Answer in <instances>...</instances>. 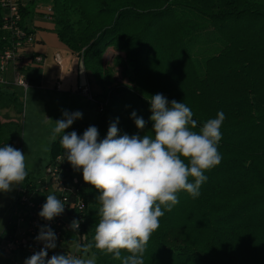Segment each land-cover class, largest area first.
<instances>
[{
	"label": "trees",
	"instance_id": "1",
	"mask_svg": "<svg viewBox=\"0 0 264 264\" xmlns=\"http://www.w3.org/2000/svg\"><path fill=\"white\" fill-rule=\"evenodd\" d=\"M44 1L52 4L50 23L58 42L81 61L100 89L94 97L102 107L93 125L98 142L117 119L118 136L154 137L148 99L157 93L190 107L197 133L219 111L225 114L217 144L220 163L205 171L198 197L182 190L170 211L161 205L164 215L147 242L144 264H264V0H36ZM32 6L22 12L20 25L28 33H34ZM10 45L0 13V51ZM108 50L117 54L120 83L104 66ZM0 110L23 111L7 87H0ZM133 111L146 121L144 129L136 127ZM83 130L75 125L65 134L81 136ZM21 133L18 121L0 120V147L21 151ZM61 136L49 147L46 175L57 167L62 179L77 181L62 197L65 219L79 221L77 234L86 245L93 244L89 250L95 264H122L94 246L100 193L65 158ZM25 170L22 184L15 185L8 223L24 207L22 198L38 188ZM43 200L32 199L35 204ZM11 231L8 224L0 235L2 251ZM65 234L64 240L74 237Z\"/></svg>",
	"mask_w": 264,
	"mask_h": 264
},
{
	"label": "clouds",
	"instance_id": "2",
	"mask_svg": "<svg viewBox=\"0 0 264 264\" xmlns=\"http://www.w3.org/2000/svg\"><path fill=\"white\" fill-rule=\"evenodd\" d=\"M27 87V86H26ZM150 110L154 137L127 134L118 136V119L110 125L107 136L98 142V130L88 127L83 136L75 131L65 134L73 122L82 117L79 111L62 113L55 121L52 139L61 134L60 144L66 150L65 158L74 169L83 170V180L97 189L101 219L95 228L96 249L113 254L122 264H144V252L151 234L159 227L164 215L161 205L170 211L178 203L177 193L186 191L199 196V189L207 177L205 171L220 163L217 144L220 128L225 120L223 111L209 119L199 133L193 131L197 121L193 111L183 102H171L160 93L150 96ZM138 129L146 121L131 114ZM189 161V164L185 163ZM25 155L12 146L0 147V192H8L13 185L22 184L27 172ZM193 178L194 182H189ZM64 211V202L54 194L47 195L39 216L51 221ZM78 231L79 221L70 224ZM43 242L40 251L25 260V264H95V256L57 254L46 259L49 249L56 247V235L47 225L36 237ZM93 244L77 245L87 254ZM130 255L122 257L121 253Z\"/></svg>",
	"mask_w": 264,
	"mask_h": 264
},
{
	"label": "rangeland",
	"instance_id": "3",
	"mask_svg": "<svg viewBox=\"0 0 264 264\" xmlns=\"http://www.w3.org/2000/svg\"><path fill=\"white\" fill-rule=\"evenodd\" d=\"M42 4L52 5L51 2L44 1ZM44 15H37V26H41L44 22L46 30L38 29L40 32H47L53 40L54 32L52 31V24L43 19ZM43 21V22H42ZM44 33V32H43ZM58 53L61 57L63 66L62 69L54 61V54ZM116 53L113 50H108L104 58V66L111 67L114 74V79L117 83L121 82L120 67H115ZM40 86H28L25 91L23 88L14 84L15 76L11 72H6L2 84L13 90L23 104L22 114L16 115L12 111L0 110V120L7 122L10 120L18 121L22 128L21 137L18 140L21 152L25 155V165L29 173L38 183V187H44L49 184L46 175V167L49 164V147L53 141V129L55 128V121L63 119L62 113L68 111L74 113L79 111L82 117L77 119L71 125L72 127L78 125L83 128L93 126L99 118V108L96 102H91L87 98L77 93V84L88 86L90 94L95 97L100 90L96 84L93 76L84 71L82 63L73 57L70 52L65 49H55L49 47L45 65L40 69ZM55 82L60 85L59 91L54 89ZM88 83V84H87ZM70 126V127H71ZM67 128V129H70ZM71 127V128H72ZM65 129V130H67ZM58 135V134H57ZM17 188L13 185L8 192H0V235L5 230L8 222L12 216V209L16 200ZM49 194H54L51 190ZM55 195V194H54ZM37 197L33 194L31 199ZM2 244V243H1ZM86 246L83 240H80L77 232L74 237L69 239L64 244V249H67L71 255L82 256L83 258H92L89 250L87 254L83 253L82 249L78 250L77 245ZM19 259L18 256H13L6 251L1 250L0 246V264H9L11 260Z\"/></svg>",
	"mask_w": 264,
	"mask_h": 264
},
{
	"label": "built area",
	"instance_id": "4",
	"mask_svg": "<svg viewBox=\"0 0 264 264\" xmlns=\"http://www.w3.org/2000/svg\"><path fill=\"white\" fill-rule=\"evenodd\" d=\"M35 13V18L39 13H43L48 21H50L52 7L48 4H42L36 2V0H0V13L2 14V27L3 30L8 32L11 39V45L4 51H0V74H4L9 67H12L15 72L14 84L27 90L29 84L26 80L23 71L35 66H43V56L32 54L26 57L23 53L24 49L31 47L35 44L34 33L25 32L21 28L22 24V12L24 9L32 5ZM34 18V21H35ZM34 29V25L30 27ZM54 61L61 67L62 62L59 55L54 56ZM27 86V87H26ZM55 89L59 90L60 85L55 84ZM77 93L84 96L91 102H95L94 97L90 94L89 87H78ZM102 111V107H99V112ZM47 176L49 184L44 187H38L33 194L37 196H43L44 200L41 204H35L31 197H23L21 200L22 207L8 223L12 231L8 234L3 241L2 249L10 253L13 256H18L19 259L11 260L10 264H25V260L30 258L34 253L40 251L44 246L43 242L37 241L36 237L39 234L40 228L47 225L50 227L56 235V247L48 250L46 259H50L53 255L57 254H70L67 249H64V244L69 240H64L65 233L73 231L70 227L71 222L65 219V213L54 217L51 221L41 218L38 214L42 209V206L46 203L47 195L52 190L57 197H61V200L65 203V198H62L65 193L71 192L77 184L76 179H62L57 167L48 169ZM32 194V195H33Z\"/></svg>",
	"mask_w": 264,
	"mask_h": 264
},
{
	"label": "crops",
	"instance_id": "5",
	"mask_svg": "<svg viewBox=\"0 0 264 264\" xmlns=\"http://www.w3.org/2000/svg\"><path fill=\"white\" fill-rule=\"evenodd\" d=\"M43 19H45V18H43ZM37 20L38 19L35 18L34 22H37ZM46 21H48V20H46ZM44 23L41 24V26H37L36 23L34 24V29H35L34 30V36H35L36 42L31 47H28L27 49H24V51H23V53H24V55L26 57H28L29 55H32V54H37V55L43 56V59H44L43 66H35V67H32L30 69H27V70L23 71V74H24L26 80L28 81V84L31 85V87H39L40 86V77H41L40 69H42L44 67V65H45L46 56H47V50L49 49V47H52V48H55V49H60V48L62 49L63 48L65 50H67L62 44H60L58 42L55 34L53 35V40H52V37L50 35H47V32L43 31L44 33L43 32L39 33L38 29H41V31L42 30H46L45 27H44ZM56 54L59 55L58 53H56ZM56 54H54V56ZM54 56H53V58H54ZM72 56L75 57L74 55H72ZM60 59H61V57H60ZM61 62H62V60H61ZM79 62H81V61L78 60V63ZM62 66H63V63H62ZM62 66H61V69H62ZM8 71L13 73L14 76H15V72H14L12 67H9L6 72H8ZM5 73L4 74H0V84L1 85H5L4 83H6V81L4 80ZM2 80L4 81L3 84H2ZM55 84H56V82H55ZM55 84H54V89H55ZM88 86H89V84H88ZM0 87H4V86H0ZM76 87L78 88V87H84V86L77 84ZM77 88L75 89V91L77 90ZM98 94H100V90L98 91Z\"/></svg>",
	"mask_w": 264,
	"mask_h": 264
}]
</instances>
